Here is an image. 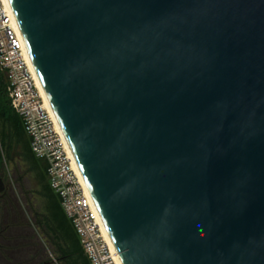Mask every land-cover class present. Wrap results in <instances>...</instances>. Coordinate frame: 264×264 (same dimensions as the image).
<instances>
[{
  "label": "water",
  "instance_id": "95a60500",
  "mask_svg": "<svg viewBox=\"0 0 264 264\" xmlns=\"http://www.w3.org/2000/svg\"><path fill=\"white\" fill-rule=\"evenodd\" d=\"M123 264H264V0H9Z\"/></svg>",
  "mask_w": 264,
  "mask_h": 264
},
{
  "label": "built area",
  "instance_id": "2783aa9c",
  "mask_svg": "<svg viewBox=\"0 0 264 264\" xmlns=\"http://www.w3.org/2000/svg\"><path fill=\"white\" fill-rule=\"evenodd\" d=\"M0 71L12 107L31 138L32 151L47 161L51 187L60 196L86 255L92 264H118L95 201L76 172L65 137L45 107L27 60L25 40L6 0H0Z\"/></svg>",
  "mask_w": 264,
  "mask_h": 264
},
{
  "label": "trees",
  "instance_id": "16d2710c",
  "mask_svg": "<svg viewBox=\"0 0 264 264\" xmlns=\"http://www.w3.org/2000/svg\"><path fill=\"white\" fill-rule=\"evenodd\" d=\"M0 126L1 146L6 150L8 159L13 162L18 157L30 166L27 170H23L20 164L15 166V211L29 220L42 242L45 241L49 253L54 254L51 256L54 264H92L69 218L56 200V194L48 185L43 186L41 191L47 201L48 214L43 216L28 206L32 217L24 216L29 212L22 203V195L28 199L29 192L26 174L30 171L36 172L41 184L45 182V174L41 171L42 166L31 150L24 121L12 107L6 78L2 71H0ZM1 157L0 150V160ZM37 228L42 231L43 237L40 236Z\"/></svg>",
  "mask_w": 264,
  "mask_h": 264
},
{
  "label": "flooded vegetation",
  "instance_id": "af4514ba",
  "mask_svg": "<svg viewBox=\"0 0 264 264\" xmlns=\"http://www.w3.org/2000/svg\"><path fill=\"white\" fill-rule=\"evenodd\" d=\"M0 150V264H54L45 241L15 211V174L7 175L8 156L1 139Z\"/></svg>",
  "mask_w": 264,
  "mask_h": 264
},
{
  "label": "rangeland",
  "instance_id": "374dc122",
  "mask_svg": "<svg viewBox=\"0 0 264 264\" xmlns=\"http://www.w3.org/2000/svg\"><path fill=\"white\" fill-rule=\"evenodd\" d=\"M0 130H1V126H0ZM28 134V133H27ZM29 137V143H30V147L32 150V146H31V138L28 134ZM33 152V151H32ZM34 154V152H33ZM34 156L36 157V159L38 160V162L40 163L41 167V171L45 174V182H43L41 184V182L38 179V175L36 172H28L26 174V184H27V189H28V199L23 197L22 195V203L25 209H28V206L31 207V209L33 210H37L41 215H47L48 214V206H47V201L46 198L44 197V195L42 194V187L45 185H48L50 187V190L56 194V200L59 201L61 208L62 204H61V198L60 196L54 191V189H52L50 181H49V175H48V163L45 159L43 158H39L36 156V154H34ZM17 164H20L22 166L23 170H27L30 166L26 164V162L22 161L20 158H16V161H9V159L7 158L6 160V170H7V175L11 176L15 170V166ZM44 188V187H43ZM21 198V197H20ZM29 211V209H28ZM64 211V209H63ZM66 214V213H65ZM24 216H28V217H32V214L30 213V211L28 213H26ZM68 217V216H67ZM70 220V219H69ZM70 223L72 224L74 231L77 234V237H79L80 241H81V237L79 236V234L76 231V228L73 224V222L70 220ZM37 231L40 233V236H44L42 234V231L40 229L37 228ZM49 245V244H48ZM54 255V254H53ZM52 255V256H53Z\"/></svg>",
  "mask_w": 264,
  "mask_h": 264
},
{
  "label": "bare ground",
  "instance_id": "6f19581e",
  "mask_svg": "<svg viewBox=\"0 0 264 264\" xmlns=\"http://www.w3.org/2000/svg\"><path fill=\"white\" fill-rule=\"evenodd\" d=\"M6 1H7V3L9 4V6L12 8L10 1H9V0H6ZM27 60H28V63H29V65H30V68H31V70H32V72H33V74H34V77H35V80H36L37 87H38V89H39V91H40V94H41L43 100H44L45 107H46V109L49 111V113H50V115L52 116L53 120L55 121L56 126H57V129H58V130L61 132V134L65 137V140H66V142H67V145H68L69 151H70V153H71V155H72V157H73V162H74V167H75V169H76V172H77L78 176L80 177V179L82 180V182L84 183V185H85L87 191L90 193V190H89V188H88V185H87V183H86V181H85V179H84V176H83V174H82V172H81V170H80V167H79V165H78V163H77V161H76V158H75V156H74V154H73V152H72V149H71V147H70V145H69V143H68V140H67V138H66V136H65V134H64V131H63V129H62L61 125H60V122H59V120H58V118H57V116H56V113H55V111H54V109H53V107H52V104H51V102H50V100H49V97H48V95H47V93H46V90H45V88H44V85H43V83H42V81H41V79H40V77H39V74H38V72H37V70H36V68H35V66H34L33 60H32V58H31V56H30V53H29L28 49H27ZM103 225H104V231H105V234H106V236H107V239H108V241H109L111 247L116 251V248H115V246H114V244H113V241H112V239H111V237H110V235H109V232H108V230H107V228H106L104 222H103ZM117 262H118V264H123L122 261H121V259H120V257H119V255H118V253H117Z\"/></svg>",
  "mask_w": 264,
  "mask_h": 264
}]
</instances>
